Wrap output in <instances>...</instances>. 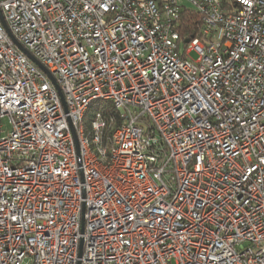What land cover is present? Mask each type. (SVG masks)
<instances>
[{"label":"built area","instance_id":"2783aa9c","mask_svg":"<svg viewBox=\"0 0 264 264\" xmlns=\"http://www.w3.org/2000/svg\"><path fill=\"white\" fill-rule=\"evenodd\" d=\"M0 13V264H264V0Z\"/></svg>","mask_w":264,"mask_h":264},{"label":"trees","instance_id":"16d2710c","mask_svg":"<svg viewBox=\"0 0 264 264\" xmlns=\"http://www.w3.org/2000/svg\"><path fill=\"white\" fill-rule=\"evenodd\" d=\"M197 18L193 13L184 12L181 15L180 26L178 27V31H180L181 35L188 37L189 39H193L197 36ZM108 133L105 136L104 143L108 142Z\"/></svg>","mask_w":264,"mask_h":264},{"label":"rangeland","instance_id":"374dc122","mask_svg":"<svg viewBox=\"0 0 264 264\" xmlns=\"http://www.w3.org/2000/svg\"><path fill=\"white\" fill-rule=\"evenodd\" d=\"M189 59L196 60L197 59L196 53L195 52L190 53ZM110 106H111V104L109 102L103 101V100H97V101H94L93 103H91V105L89 107V111L84 118L86 130L88 129L89 123L93 120L95 115H97L101 111L106 112Z\"/></svg>","mask_w":264,"mask_h":264},{"label":"water","instance_id":"95a60500","mask_svg":"<svg viewBox=\"0 0 264 264\" xmlns=\"http://www.w3.org/2000/svg\"><path fill=\"white\" fill-rule=\"evenodd\" d=\"M0 19H1V22L2 24L4 25V21H3V18H2V15L0 13ZM5 26V25H4ZM14 44L17 46V48L22 52L24 53L40 70H42L48 77L49 79L52 81V83L55 85V88L61 98V100L63 101V98H62V95L59 91V88L58 86L56 85L55 83V80L54 78L51 76V74H49V72L38 62L36 61L19 43H17L15 40H14ZM81 256V246H80V251H79V257ZM80 264V263H78Z\"/></svg>","mask_w":264,"mask_h":264}]
</instances>
